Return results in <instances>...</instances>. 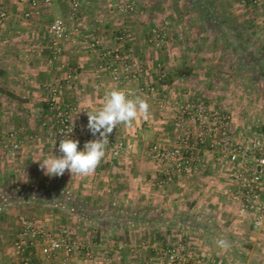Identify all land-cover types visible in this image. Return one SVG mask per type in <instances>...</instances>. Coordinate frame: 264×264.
Segmentation results:
<instances>
[{
	"label": "crops",
	"instance_id": "obj_1",
	"mask_svg": "<svg viewBox=\"0 0 264 264\" xmlns=\"http://www.w3.org/2000/svg\"><path fill=\"white\" fill-rule=\"evenodd\" d=\"M25 1L0 0L10 11L8 18L0 22V189L6 183L12 186L13 179L26 185L42 183L57 188L49 193L59 199L66 197L85 206L59 208L41 204L40 193L36 196L38 199L21 195L18 203L2 213L0 264H98L97 261L99 264H156L152 259L157 253L155 243L144 248L145 243L136 244L141 242L138 236L141 229L150 236L152 229H167L169 237L183 236L187 245L182 264H193L191 257L197 258L195 264H264L251 257L238 259L231 253V247L219 248L217 242L222 239L223 229L214 232L210 225L193 221L210 220V217L214 220L225 213L236 215L233 213L237 212L239 203L232 196L234 182L230 170L223 164L226 154L206 148L191 173L177 172L172 181H164L170 167L153 158L149 145L156 142L172 146L178 142L179 133L174 111L159 105L166 96L159 92L160 85L144 77L116 83L109 72L95 67L93 53H86L82 48L70 51L71 62L67 65L48 67L49 43H45L43 27L35 24L29 29L24 18L20 19L22 13L18 11L23 10ZM61 10L67 18L68 5L62 3ZM47 12L41 9V21ZM79 28L80 25L75 31ZM65 56L60 54V62H65ZM69 75L76 77L70 81ZM47 85L58 90L64 103L74 105L73 122L84 132L91 133L86 111L99 108L105 91L112 88L146 99L150 116L147 120L138 118L130 128L118 125L113 129L109 134L113 144L107 145L105 157L94 174L72 177L66 171L62 176H48L39 161L60 153L53 133L41 127L50 122ZM164 92L174 98L172 89L167 87ZM18 138L23 143L15 150L12 142ZM27 138L34 142H28ZM118 141L125 146L116 154L114 144ZM78 148L83 150V146ZM6 196L14 199L9 193ZM163 216L166 224L158 222ZM107 217L124 220L97 224ZM96 218L99 220L93 222ZM24 220L33 223L34 229L24 233ZM65 226L73 229L77 244L74 256L67 258L64 250L54 256L48 254L49 245L43 241L41 232ZM95 229L103 230L98 235ZM19 242H22L21 248L17 246ZM107 246L111 248L109 251L104 249Z\"/></svg>",
	"mask_w": 264,
	"mask_h": 264
},
{
	"label": "rangeland",
	"instance_id": "obj_2",
	"mask_svg": "<svg viewBox=\"0 0 264 264\" xmlns=\"http://www.w3.org/2000/svg\"><path fill=\"white\" fill-rule=\"evenodd\" d=\"M78 1L79 8L72 10L70 0H53L50 6L36 8L31 5V0H26L21 6L23 10L18 11L22 13L19 14L20 19L24 18L29 29H33L35 24L43 27L45 43H49L48 67L57 64L61 67L64 63L67 65L71 62L68 58L70 51L82 48L86 53H93L95 67H130V70H140L136 78H149L155 85L159 84V92L166 95L159 101V105L174 111L179 140L172 146L151 142L149 147L153 158L159 164L170 167V163L155 158L153 147L171 148L183 144L186 132H190V143L199 149L193 166L206 148L222 150L226 154L223 164L229 168L234 182L232 196L239 203L237 212L233 213L236 215L225 213L218 215L220 218L216 216L214 220L210 217V220L193 221L210 225L214 232L223 229L221 237L230 242L231 253L238 259L242 258L243 261L251 257L256 262L264 261V225L259 228L253 226V211L245 197L247 191L242 186L243 181L251 178L255 161L264 151V0ZM62 3L69 7L67 18L64 16L66 12L61 10ZM41 9L48 11L43 21ZM9 13L8 7L1 2L0 22L7 19ZM59 17L65 19L67 26L66 39L57 45L62 48L61 52L55 50L53 37L48 33L51 23ZM78 25L81 28L75 31ZM60 54H66L65 62H60ZM151 70L154 72L151 73ZM52 86L47 85V103ZM167 87L174 91V98L164 92ZM201 108L208 112L206 125L198 112ZM48 110L50 122L40 126L52 132L56 118L49 106ZM210 114L225 116L228 124L221 125ZM202 131L206 133V138L200 146L196 143V136ZM26 140L34 142L31 138ZM15 143L19 145L18 148H15ZM22 143L20 138L14 139L12 146L18 150ZM245 149L249 151L246 159L243 157ZM235 150L240 156L233 162L230 160V152ZM169 169L163 179L167 182L174 178L168 180L167 173L172 168ZM239 171L242 175L236 177ZM191 172L192 169L188 173ZM13 181L16 186L14 182L10 187L6 186L7 183L1 186L0 220L3 219V211L18 203V198L23 194L36 197L40 193V198L36 199H41V204L59 208L81 209L85 206L84 203L70 201L66 197L59 199L50 194L57 189L55 187H47L42 183L26 185L15 179ZM6 193L13 195L14 199L7 198ZM261 200L264 201V184L261 187ZM97 220L93 219V222ZM110 220L123 221L124 218H101L97 224ZM166 221L165 216L158 219V222L165 224ZM64 228L68 229H43L41 234L43 241L49 245L47 253L54 256L58 251L50 250V241H64L63 231L69 230L75 250L72 254H67L65 249L61 250L70 258L74 256L77 244L73 239V229L67 226ZM96 230L99 235L103 229ZM148 233L139 230L141 242L136 244L143 246L145 243L144 248L155 243L157 253L152 257L154 263L168 264L170 250L177 249L178 244L184 247L180 252L182 260L178 264L185 261L187 242L183 236L178 237L176 234L169 237L167 229H152L151 236ZM104 249L109 251L111 248L107 246ZM191 258L195 264L197 258Z\"/></svg>",
	"mask_w": 264,
	"mask_h": 264
},
{
	"label": "built area",
	"instance_id": "obj_3",
	"mask_svg": "<svg viewBox=\"0 0 264 264\" xmlns=\"http://www.w3.org/2000/svg\"><path fill=\"white\" fill-rule=\"evenodd\" d=\"M53 0H31V5L33 7L40 6H50ZM70 5L72 10H77L80 6L78 0H70ZM2 16L5 13H1ZM48 33L53 37V44L55 50L57 52H61V47L57 45L64 41L67 37V26L64 18H56L48 28ZM103 70L109 71L111 78L116 83H125L129 81L130 77L136 76V73L140 72L137 69L130 70V67H101ZM76 75H69L67 79L73 81ZM49 109L55 115V123L54 129L52 131L54 138L60 142L63 138L62 134H67L71 129L72 132L68 133V138L75 139L79 141V146H83L87 141L94 140L99 138V134L93 136L92 133L84 132L81 130L79 126H77L73 122V114L75 112L74 105L64 103L60 96L59 92L56 88H52L50 91V97L48 99ZM200 116L204 118L202 120L203 124L206 125V120L208 118V112L204 109L198 110ZM206 113V114H204ZM210 117L213 120L219 121L221 125H227L228 120L225 116H220L218 114H210ZM206 133L203 131L198 133L196 136V143L200 146L205 143ZM109 139V137H108ZM190 132L185 133V137L183 139V144L171 147V148H158L157 146L153 147V152L155 158L160 162H168L170 163V167L172 168L168 175V180H172L174 174L178 173H188L191 171L193 163L197 156V151L199 150L197 147H194V144L191 142ZM112 141L109 139V144ZM116 147V154H119V150L123 148L124 143L118 141L114 144ZM19 145L15 143V148H18ZM248 149H245L243 153L244 159L249 155ZM239 152L231 151L230 152V160L236 162L239 158ZM256 163L252 168L251 178L249 180H245L242 183V186L247 191L245 197L249 202V207L253 211V226L255 228L262 227L264 225V201L261 200V187L264 184V151L261 155L256 159ZM242 172L239 171L236 177H240ZM23 232L26 233L29 230L34 229L33 223L28 221H23L22 223ZM68 229V228H63ZM65 235L64 241L61 240H51L50 241V250L51 251H59L61 249H65L67 254H72L75 250L74 242H71V232L69 230L63 231ZM23 234V233H22ZM18 248L22 247V242L17 243ZM184 250L182 244L177 245V249L174 248L170 250V255L168 258V264H178L182 260V256H180V252Z\"/></svg>",
	"mask_w": 264,
	"mask_h": 264
},
{
	"label": "clouds",
	"instance_id": "obj_4",
	"mask_svg": "<svg viewBox=\"0 0 264 264\" xmlns=\"http://www.w3.org/2000/svg\"><path fill=\"white\" fill-rule=\"evenodd\" d=\"M88 115V129L93 136L99 134V138L87 141L83 150H79V141L63 138L59 142L60 155H52L40 162V167L48 176H62L68 171L71 176H89L94 174L96 168L105 157V150L109 143V134L118 125L126 128L133 126L138 118L147 120L150 116V105L141 96L128 92L124 89L112 88L106 90L103 102L99 108L86 111ZM217 246L227 250L231 247L230 242L220 239Z\"/></svg>",
	"mask_w": 264,
	"mask_h": 264
},
{
	"label": "trees",
	"instance_id": "obj_5",
	"mask_svg": "<svg viewBox=\"0 0 264 264\" xmlns=\"http://www.w3.org/2000/svg\"><path fill=\"white\" fill-rule=\"evenodd\" d=\"M143 220H145V219H143Z\"/></svg>",
	"mask_w": 264,
	"mask_h": 264
}]
</instances>
